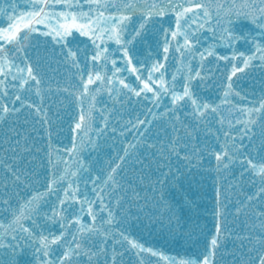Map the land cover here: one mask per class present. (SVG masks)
Segmentation results:
<instances>
[{
    "label": "snow or ice",
    "instance_id": "snow-or-ice-1",
    "mask_svg": "<svg viewBox=\"0 0 264 264\" xmlns=\"http://www.w3.org/2000/svg\"><path fill=\"white\" fill-rule=\"evenodd\" d=\"M24 3L26 8L20 10V0L0 2V125H9L7 132L0 129V215L7 214L0 222V264H19L18 256L28 247L37 264H117V255L123 253L116 245L141 256V264L143 253L167 259L129 231L130 221L141 216L171 240L195 249L171 264H219L217 256L230 239L232 264H264V208L245 213L251 220L245 221L243 232H235L227 227L228 197L218 184L212 230L201 225L200 215L192 214L193 206L199 207L192 199L193 185L202 181L203 173L214 170L219 181L222 172L237 164L241 175L247 173L254 184L259 182V196H247L237 214L251 208L254 199H264V95L249 99L233 86L237 73L264 66V0ZM157 25L163 56L138 59L136 39ZM204 32L211 33L212 43L204 44ZM40 37L53 46V59L69 70L67 85L58 81L55 90L29 55ZM77 38L82 39L73 48ZM221 48L230 54H222ZM170 54H178L179 67L169 80ZM209 58L231 68L219 103L197 90L207 86L204 62ZM60 93L65 94L61 105L67 102L77 109L71 147L64 148L53 146L49 130ZM102 95L123 97L129 103L135 98V103L147 107L151 119L128 121L125 128L137 133L133 142L93 175L82 155L99 146V137L109 127V117L101 110L103 128L95 130L96 139L89 135ZM232 96L247 103H235ZM157 115L167 117L171 131L164 128L163 136L157 132L152 140ZM214 123L219 124L215 131ZM37 125L47 131L44 147L32 135ZM257 129L261 151L253 155ZM197 133L214 136L219 149L207 139L198 141ZM45 159L50 175L41 191L33 185L39 178L37 161L43 164ZM205 159L209 165L214 160V168L205 169Z\"/></svg>",
    "mask_w": 264,
    "mask_h": 264
},
{
    "label": "water",
    "instance_id": "water-1",
    "mask_svg": "<svg viewBox=\"0 0 264 264\" xmlns=\"http://www.w3.org/2000/svg\"><path fill=\"white\" fill-rule=\"evenodd\" d=\"M117 143H118V141L115 142L114 144H117ZM86 154L89 156L91 153L89 151H87ZM194 190H195V192H194ZM213 198H214V195H213ZM192 199L195 200L196 205H199L201 200L203 199L201 188L198 184L193 185ZM193 207H196V206L194 205Z\"/></svg>",
    "mask_w": 264,
    "mask_h": 264
}]
</instances>
